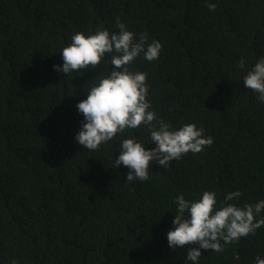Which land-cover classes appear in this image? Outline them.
Segmentation results:
<instances>
[{"label":"trees","instance_id":"trees-1","mask_svg":"<svg viewBox=\"0 0 264 264\" xmlns=\"http://www.w3.org/2000/svg\"><path fill=\"white\" fill-rule=\"evenodd\" d=\"M117 17L162 44L158 60L133 66L147 73L152 108L213 138L129 184L111 159L119 140L91 151L73 139L81 88L102 66L65 77L52 70L74 32L118 31ZM260 55L264 0H0V264H190L165 239L176 195L239 190L241 206L264 199V103L237 67ZM129 132L149 142L145 129ZM258 254L264 226L221 253L202 250L199 264H255Z\"/></svg>","mask_w":264,"mask_h":264},{"label":"clouds","instance_id":"clouds-1","mask_svg":"<svg viewBox=\"0 0 264 264\" xmlns=\"http://www.w3.org/2000/svg\"><path fill=\"white\" fill-rule=\"evenodd\" d=\"M210 10L215 4L208 5ZM115 27L109 31L103 25L94 32L76 31L70 42L61 47V63L53 64L52 70L63 77L72 73L83 74L100 65L102 70L81 88L86 98L75 105L82 115L73 139L83 149L97 151L103 145L119 140L118 155L112 163L126 168L124 183H135L150 179V165L170 169V162L178 161L189 152H202L211 146L213 138L204 134V129L195 123L174 126L159 116L152 108L149 97L150 83L147 73L133 70L137 58L152 62L162 52L160 41L148 42L147 33L136 34L119 17ZM105 65L108 67L105 69ZM244 70L245 88L256 94L264 103V55L246 67L244 58L237 64ZM80 75V76H81ZM143 128L148 133L145 142L138 135L125 130ZM120 134V135H117ZM154 145V147H146ZM242 193L239 190L226 191L223 198L215 190L203 189L198 195L185 198L180 193L173 198L174 213L165 239L169 249L183 248L185 261L199 264L202 250L221 253L224 246L254 234L264 226V199L255 203H236ZM195 245V246H193ZM255 264H264V256L257 255Z\"/></svg>","mask_w":264,"mask_h":264}]
</instances>
